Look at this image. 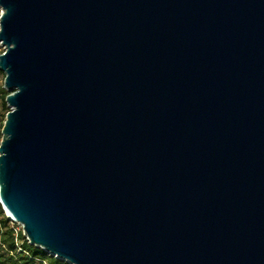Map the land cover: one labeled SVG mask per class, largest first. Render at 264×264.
Instances as JSON below:
<instances>
[{"label": "water", "instance_id": "obj_1", "mask_svg": "<svg viewBox=\"0 0 264 264\" xmlns=\"http://www.w3.org/2000/svg\"><path fill=\"white\" fill-rule=\"evenodd\" d=\"M0 204L68 264H264V0H0Z\"/></svg>", "mask_w": 264, "mask_h": 264}, {"label": "trees", "instance_id": "obj_2", "mask_svg": "<svg viewBox=\"0 0 264 264\" xmlns=\"http://www.w3.org/2000/svg\"><path fill=\"white\" fill-rule=\"evenodd\" d=\"M9 92L0 87V99L6 102ZM6 114L10 111L6 103L4 104ZM2 124V127H3ZM16 223L9 220L0 204V264H68L66 261L58 259L42 248L36 247L28 242L22 230H18Z\"/></svg>", "mask_w": 264, "mask_h": 264}, {"label": "rangeland", "instance_id": "obj_3", "mask_svg": "<svg viewBox=\"0 0 264 264\" xmlns=\"http://www.w3.org/2000/svg\"><path fill=\"white\" fill-rule=\"evenodd\" d=\"M4 51H5L4 47L0 45V54H2ZM4 81H5V74L0 71V87L4 86ZM5 103H3L0 99V141L2 139V133H1L2 124H3V120H4V115L6 113V109L4 108ZM6 105H7V103H6ZM5 215H6V213H5ZM6 217H7V215H6ZM14 226L16 227L17 230L20 228L23 232V228L18 223H17V225H14Z\"/></svg>", "mask_w": 264, "mask_h": 264}, {"label": "built area", "instance_id": "obj_4", "mask_svg": "<svg viewBox=\"0 0 264 264\" xmlns=\"http://www.w3.org/2000/svg\"><path fill=\"white\" fill-rule=\"evenodd\" d=\"M5 212V211H4ZM8 218V217H7ZM9 220H11V219H9ZM12 222H14V223H16L14 220H11ZM17 224V223H16ZM20 225V224H19ZM21 226V225H20ZM22 227V226H21ZM26 237V236H25ZM27 239V238H26Z\"/></svg>", "mask_w": 264, "mask_h": 264}, {"label": "clouds", "instance_id": "obj_5", "mask_svg": "<svg viewBox=\"0 0 264 264\" xmlns=\"http://www.w3.org/2000/svg\"><path fill=\"white\" fill-rule=\"evenodd\" d=\"M0 13H3V11L2 10H0ZM3 15V14H2Z\"/></svg>", "mask_w": 264, "mask_h": 264}, {"label": "snow or ice", "instance_id": "obj_6", "mask_svg": "<svg viewBox=\"0 0 264 264\" xmlns=\"http://www.w3.org/2000/svg\"><path fill=\"white\" fill-rule=\"evenodd\" d=\"M3 13H0V15H2Z\"/></svg>", "mask_w": 264, "mask_h": 264}]
</instances>
